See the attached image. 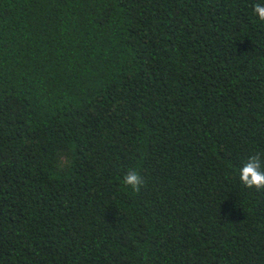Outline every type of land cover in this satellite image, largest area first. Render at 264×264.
Masks as SVG:
<instances>
[{"label": "trees", "instance_id": "1", "mask_svg": "<svg viewBox=\"0 0 264 264\" xmlns=\"http://www.w3.org/2000/svg\"><path fill=\"white\" fill-rule=\"evenodd\" d=\"M257 2L0 0V264H264Z\"/></svg>", "mask_w": 264, "mask_h": 264}, {"label": "clouds", "instance_id": "2", "mask_svg": "<svg viewBox=\"0 0 264 264\" xmlns=\"http://www.w3.org/2000/svg\"><path fill=\"white\" fill-rule=\"evenodd\" d=\"M253 12L259 20L264 21V2L255 3ZM239 179L249 189L264 190V160L261 159V155H249L243 161L239 169ZM123 183L138 192L143 179L141 174L133 168L126 172Z\"/></svg>", "mask_w": 264, "mask_h": 264}]
</instances>
